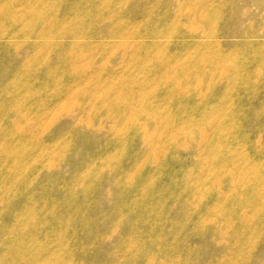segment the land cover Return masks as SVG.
I'll return each mask as SVG.
<instances>
[{
  "label": "rangeland",
  "instance_id": "rangeland-1",
  "mask_svg": "<svg viewBox=\"0 0 264 264\" xmlns=\"http://www.w3.org/2000/svg\"><path fill=\"white\" fill-rule=\"evenodd\" d=\"M0 264H264V0H0Z\"/></svg>",
  "mask_w": 264,
  "mask_h": 264
}]
</instances>
